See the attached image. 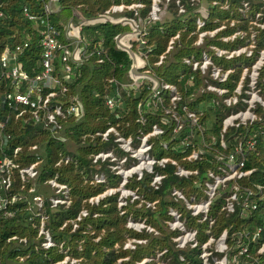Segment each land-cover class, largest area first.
I'll return each mask as SVG.
<instances>
[{"label": "trees", "instance_id": "16d2710c", "mask_svg": "<svg viewBox=\"0 0 264 264\" xmlns=\"http://www.w3.org/2000/svg\"><path fill=\"white\" fill-rule=\"evenodd\" d=\"M168 11L172 12L170 19L155 20L146 26L147 34L146 46L150 48L147 52L146 60L149 70L153 76L167 82H173L181 90V101L179 105H187L189 109L198 113V121L203 127L205 142L215 149L223 150L217 140L220 135L221 121L224 117V106L216 104V96L211 92L197 93L201 84L198 71H191L183 62V58L192 56L199 60L202 54V47L195 45L197 38L196 19L204 21L201 30H212L223 24L216 34L212 37H205L204 43L207 53L210 54L213 65H252L259 54V50L264 47V28L255 25L252 20L256 13L264 21V0H204L207 2V15L203 17L198 6L202 0H168ZM179 4L178 7L176 5ZM140 2L143 8L139 11L141 18L150 12L152 0H57L59 11L49 15V20L60 31V39L65 41L63 31L69 18L73 13H79L84 18H93L102 14L112 5L130 4ZM244 3L246 7H244ZM41 0H0V55L6 45L13 47L22 44L27 36H30L29 45L18 56V61L22 64L24 71L29 76H33L39 71L36 66L39 56L37 47L38 35L33 27L34 21L29 20L22 14V7L27 6L31 14L43 15V5ZM225 6V7H224ZM132 11H125L124 15L131 16ZM167 27V28H165ZM254 28V33L249 29ZM124 27L120 24L109 22L97 23L94 25L83 26L81 35L85 43L91 49L102 52L96 55L95 52L87 57L83 63L74 64V72L79 70V76L72 77L66 84V90H58L56 99L67 103L69 100L78 98L83 106V114L80 118H69L61 121V132L65 141L58 139V134L44 125L39 118H34L28 107L19 117H15L16 111L7 105L5 94L11 90L9 79L5 76L0 77V157L9 156L18 167L31 163L36 157V153L42 158L39 165L40 174L34 182V192L44 197L43 212L47 215L45 228L54 241L55 245L49 249L40 246L42 237L37 234L39 218L28 209L27 199L31 198L28 193L31 183L23 186L17 175L16 169L12 170V193H20L26 197V201L17 200L9 204V208L14 210V216L10 218L0 215V264H53L63 259L64 256L73 259L72 264H118L117 260L129 256L124 260V264H136L144 256H151L156 250L167 249L165 256L173 264H181L178 255H184L189 264L195 262L196 252L189 250L175 249L170 237L173 231H168L163 225V221L169 218L167 208L175 205L170 197L173 187L182 188L185 195H189L199 189L193 181L205 178L207 169H214L216 161L212 151L198 149L200 152L197 160L188 161L183 159L186 154L178 150H164L158 143V138H150L153 144V154L156 157L163 155L177 160L178 164L186 168L196 169L197 175L194 177H178L174 173V166L170 163L164 167L154 166V171L164 174L161 185L154 189L150 186V176L145 174L142 179L131 178L126 186L135 189L138 199L130 201L127 198L126 204L120 209L117 206V194L105 195L99 199L97 204L89 203L88 199L92 196L101 194L105 189L114 187V175L108 168L106 162L98 163L99 168L92 162L93 155L105 149H114L117 153L121 152L117 144L113 141V135L104 141L97 134L103 132L107 127L113 126L123 137H131L134 142L141 133L148 132L152 124L160 123V109L156 114H140L137 105L148 93L144 85L139 93L126 95L123 93V107L110 112L103 103L105 94L112 90L114 79L118 83L127 81V72L131 65V59L115 45L114 36L121 32ZM236 30L240 33L232 39L223 40L222 36L231 35ZM175 34L178 38L174 40L171 56L172 61L167 58L170 52H165L167 43ZM253 35L254 47L250 54H232L230 57L216 55L209 46L221 49H231L244 44L250 35ZM165 56L160 64L156 66L160 54ZM102 62L98 63L97 59ZM229 61V62H228ZM181 65L180 70H175ZM55 74H59V61L56 60ZM240 68L234 69L228 75L227 84L232 90L237 72ZM192 76L191 85L187 83ZM264 63L259 69L256 88L259 95L264 100ZM234 81V82H232ZM48 89L45 88L44 91ZM194 95L192 100L191 95ZM191 99H188V98ZM227 110V109H226ZM259 118L248 124L241 126L237 132L255 135L256 146L253 151L247 154L245 168H254L248 181L250 183L260 182L264 184V106L255 105L253 109ZM141 116L144 120H141ZM41 117V113H40ZM187 129L181 131L180 136H184ZM170 129L161 136V139L168 140ZM235 128L227 130L225 137L234 134ZM210 136L214 140L209 139ZM3 145L1 140H5ZM172 143H177L174 139ZM36 144L38 150L31 151L30 146ZM19 147L20 150L13 156V150ZM70 147V148H69ZM190 149V148H188ZM122 153V152H121ZM64 156L68 160H61ZM105 173L106 180L97 183L89 177L95 173ZM57 175L60 182L65 183L70 190V203L67 206H59L51 209L47 199L50 194L49 189L44 184L45 181ZM201 193V191H200ZM157 201L153 208L146 207V202ZM139 203V204H138ZM85 209L87 215L78 221V226L72 230L71 220L74 219L80 210ZM180 210H183L181 207ZM120 211H123L120 213ZM185 211V210H183ZM189 216L184 212L183 215ZM253 225L264 224V201L260 203L259 209L252 214ZM127 218L134 221L143 220L146 224L154 227L158 233L154 235L145 230L136 231L126 226ZM235 215L221 216V225L232 223ZM65 222V226L62 224ZM219 222V225H220ZM193 219L188 224L192 225ZM15 239H9L11 236ZM145 239L146 243L136 244L133 250L123 248L127 238ZM19 239H24L20 241ZM59 244L62 246L60 247ZM65 251V252H64ZM69 264V263H66ZM123 264V263H122ZM144 264H150L144 263Z\"/></svg>", "mask_w": 264, "mask_h": 264}, {"label": "built area", "instance_id": "2783aa9c", "mask_svg": "<svg viewBox=\"0 0 264 264\" xmlns=\"http://www.w3.org/2000/svg\"><path fill=\"white\" fill-rule=\"evenodd\" d=\"M41 1L43 3L42 16L31 14L27 6L22 7L23 16L34 21L33 27L38 35L39 56L36 66L40 68L39 71L33 76H29L18 61V56L29 45V35L22 44H16L13 47L6 45L0 55V77L5 76L9 79V88L11 89L6 92L5 99L7 105L16 111L15 117L22 115L25 112V107H28L31 115L42 120L44 125L49 127L54 134H58L62 130L61 121L71 117L80 118L83 114L81 101L77 97L67 103L57 100L58 90H55V87L59 88L60 91L66 90V84L71 81L72 77L79 76V70L74 72V66H77L74 64L83 63L94 52L96 55H100L102 52L101 49H91L85 43L84 37L81 35V28L103 22L122 25L124 29L114 36L115 45L128 55L131 59V65L125 83H118L114 79L108 81L112 83V90L104 95L103 103L110 112H114L123 107L122 89L126 95H135L145 85L149 91L138 103L137 110L142 115L146 113L156 114L157 110L160 109L159 115L162 125L152 124L148 132L141 133L136 137V142L129 136H121L113 126L97 133L104 141L112 134L113 141L122 154L127 153L128 156L120 158L121 152L117 153L111 148L98 151L93 155L92 162L96 164V167L100 166L98 163L106 162L110 171L117 176L116 178L120 179V184L118 189L109 187L110 189H105L103 193L90 197L88 202L97 204L101 197L113 194L119 189L123 190L131 178L142 179L146 173L150 176V186L157 189L161 185L164 174L154 171L156 165L164 167L170 163L174 166V173L178 177L189 178L197 175L196 169L186 168L169 156L156 157L152 151L153 144L149 141L150 138H158V143L164 150H178L186 154L183 159L188 161L199 158L200 151L198 149L210 150L216 161V167L207 169L205 178L202 180L193 181L199 191L195 190L189 195H185L182 188L173 187L170 192L172 201L178 204V207L175 205L168 206L169 218L163 221L165 229L174 232L170 240L175 249L196 252V260L191 264H264V224L253 225L251 221L253 212L258 210L260 203L264 201V184L260 182L250 183L248 179L254 168H245L247 154L254 150L256 139L255 135L247 136L244 134L242 136L241 132H237L241 126L246 127L259 119L253 111L255 105L264 106V100L256 88L258 70L264 63V49L259 52V57L251 66L249 74L245 71L243 74L241 73L237 81H232L235 83L232 90H229L227 79L234 69L225 68L223 65H213L208 54L204 52H202L199 60H195L192 56L183 58V62L189 64L186 66L191 71L199 72L201 84L197 93L211 92L216 96L213 101L224 106L223 111L225 113L217 140L223 150L215 149L205 142L204 129L198 121V113L189 109L186 104L179 105L182 98L178 85L156 78L151 74L150 66L147 65L146 55L150 48L146 46L144 36L147 34V24L158 20L155 14L158 10L157 1L159 0H152V11L144 18L139 15V11L143 8V4L140 2L112 5L102 14L93 18H84L78 13H73V17L69 18L63 31L65 41L60 39V31L49 20V15L57 13L60 9L56 3L57 0ZM154 6H156V10H154ZM244 7H246L245 3ZM125 11H132L133 13L131 16H126L124 15ZM202 16L206 17L205 14ZM254 18L257 21L253 23L264 28V21L261 20L260 14L256 13ZM196 24L197 29H200L204 21L197 18ZM219 30V28H215L200 32L195 45L199 44L204 36L212 37ZM238 33L240 32L235 31L231 34L232 37L228 39L234 38ZM177 38L178 35L175 34L169 39L165 52L173 49L174 40ZM223 40L227 39L223 38ZM211 48L216 55H225V57L240 53L250 54L251 52L239 49L227 55L215 46H211ZM164 56L165 53L159 55L158 61L155 62L156 66L162 62ZM56 60L59 61L60 65L59 74H55ZM97 62L101 63L102 59L98 58ZM257 63L259 65H256ZM256 66L258 67L256 68ZM244 81L247 83L246 87H244ZM192 82L191 76L187 83L191 85ZM45 88L48 90L44 91ZM191 97L193 100L194 95L192 94ZM141 120H144L142 116ZM2 126L3 124L0 123V128ZM230 128H235V132L226 138L225 134ZM169 129L170 138L168 140L161 139V136L167 133ZM185 129H187L185 135L180 136L181 131ZM57 137L59 140L65 141L61 132ZM6 138L1 140L3 145H6ZM172 139H175L177 143H172ZM209 139L214 140V137L210 136ZM30 148L35 153L38 150L36 144ZM19 150V147H15L13 156ZM68 159V156H64L59 159L56 165L61 160L66 162ZM41 162L42 158L38 153L31 163L22 167H18L5 154L0 157V215L6 218L13 217L15 211L8 207L9 204L17 200L26 201L24 195L11 192L12 170L16 169L22 186L25 183L32 184L28 189V193H31V198L27 199L28 209L39 218L37 234L42 237L40 246L43 249H49L55 243L49 231L44 227L47 219V215L43 212L44 197L33 193L34 182L40 174L39 165ZM125 162H128V167L125 166ZM89 178L97 183H103L106 180L103 172L95 173ZM44 184L50 191L47 199L51 209L67 206L70 203L69 187L60 182L56 174L48 178ZM123 194L125 201L119 202L117 205L120 208L126 204L127 198L133 201L139 197L129 189L125 190ZM156 202L155 200L145 204L146 207L153 208ZM180 207L185 211L180 210ZM122 212L120 211V213ZM184 212L188 213L189 216L183 215ZM231 214L235 215L233 222L222 226L221 216ZM86 215L85 209L80 210L78 215L70 221L72 230L78 226V221ZM190 219H193L192 225L188 224ZM63 226H65V222L61 228ZM126 226L136 231L145 230L154 235L158 233L154 227L146 224L143 220L134 221L127 218ZM9 239H15V236L13 235ZM19 240L24 241V239ZM145 243V239L129 237L124 242L123 248L133 250L136 244L143 245ZM59 246L62 245L59 244ZM166 251L165 248L156 250L153 255L144 256L136 261V264L148 262L150 264H173L166 258ZM67 258L68 256H64V260L61 259V262L58 261L53 264H60L62 260L66 262ZM122 260L127 259L123 258ZM178 261L181 264H189L187 258L182 254L178 255ZM73 262L74 260L71 259L69 264ZM117 262L121 264L122 261L118 259Z\"/></svg>", "mask_w": 264, "mask_h": 264}, {"label": "rangeland", "instance_id": "374dc122", "mask_svg": "<svg viewBox=\"0 0 264 264\" xmlns=\"http://www.w3.org/2000/svg\"><path fill=\"white\" fill-rule=\"evenodd\" d=\"M152 3H153V1H152ZM178 3V1H176V5L178 6L179 4H177ZM168 4H169V1H167V0H159V1H157V6H158V10L156 11V14H155V16L156 17H158V20H163V19H170L171 17H172V12H170V11H168ZM178 7H180V6H178ZM225 7V6H224ZM206 8H207V2L206 1H204V0H202L201 2H200V5L198 6V9L197 10H200V12L202 13V14H205V15H207V11H206ZM150 11H152V4H151V7H150ZM76 14H77V12H76ZM79 14V13H78ZM148 16V15H147ZM257 21V19H255V18H253V20H252V22H256ZM165 28H167V27H165ZM217 28H219V29H221V28H223V24H221L220 26H218ZM215 29V28H214ZM253 33H254V28L253 27H250L249 28ZM213 30V29H212ZM202 31H204V30H201V29H196V34H197V38H196V41H197V39H198V35H199V33L200 32H202ZM206 31V30H205ZM236 31H238V30H236ZM252 35V34H251ZM250 35V37H249V39H247L246 40V42L244 43V44H241V45H239V47H236V48H231V49H221V48H219V50H222V51H224L227 55L228 54H231L232 53V51H237V50H239V49H245V52H248V51H251V49H253V47H254V43H253V35L251 36ZM232 37V35L231 36H227V35H223L222 36V38H224V39H228V38H231ZM204 38H205V36L202 38V41L199 43V44H197V46L199 45V46H201L202 47V51L204 52V53H206V54H208V56L210 57V54L209 53H207V48H205L206 46H205V43H204ZM218 47V46H217ZM238 48V49H237ZM210 49H212L211 48V46H210ZM262 49H264V47L262 48ZM261 49V50H262ZM213 50V49H212ZM261 50H259V52L261 51ZM174 51V49L170 52V54H169V56L167 57V58H169L168 60H170V61H172L174 58H172V56H171V54H172V52ZM258 57H259V54H258ZM211 59V58H210ZM196 60V59H195ZM229 62V61H228ZM203 63V62H202ZM255 63V62H254ZM252 65H254V64H252ZM252 65H240V63H239V65H236V68L238 67V68H240V70L237 72V76L238 77H236L235 79H233V80H235V81H237L239 78H240V75H241V73L243 74V72H245V71H247V74H249V72H250V69H251V66ZM263 65V64H262ZM224 66V65H223ZM233 67V65H230V66H226L225 68H232ZM236 68H234V69H236ZM181 69V65H178V67L175 69V70H180ZM233 69V68H232ZM258 72H259V70H258ZM247 78V77H246ZM246 85H247V83L244 81V87H246ZM117 130V129H116ZM70 148V147H69ZM128 156V154L126 153V154H122V153H120L119 154V157L121 158V157H125V156ZM125 166H127L128 167V162H125ZM99 168V167H98ZM105 174V173H104ZM114 181H115V186L114 187H111L112 189H118L119 188V184H120V179H118V178H115V179H113ZM108 189H110V188H108ZM107 189V190H108ZM127 189H129L130 191H133L134 193H135V189H131V188H128L126 185H125V188L122 190V189H119V190H116L113 194H117V197H116V201H117V205H118V203L119 202H122V201H125V197H124V191L125 190H127ZM106 190V191H107ZM139 204V203H138ZM119 207V206H118ZM120 208V207H119ZM130 257L129 256H126L125 257V259H129ZM123 258H121V261H124V260H122ZM64 260V259H63ZM62 260V263H60V264H66V262L67 263H69L70 261H71V259L70 258H67V261L66 262H64ZM118 261V260H117ZM61 262V261H60ZM118 263V262H117ZM124 264V262H121V264ZM59 264V263H58Z\"/></svg>", "mask_w": 264, "mask_h": 264}, {"label": "bare ground", "instance_id": "6f19581e", "mask_svg": "<svg viewBox=\"0 0 264 264\" xmlns=\"http://www.w3.org/2000/svg\"><path fill=\"white\" fill-rule=\"evenodd\" d=\"M154 10H156V6H154ZM256 65H259V63H257ZM258 66H256V68H257Z\"/></svg>", "mask_w": 264, "mask_h": 264}]
</instances>
